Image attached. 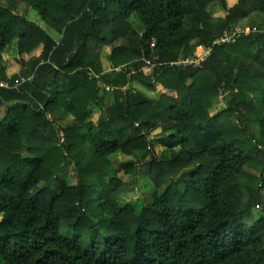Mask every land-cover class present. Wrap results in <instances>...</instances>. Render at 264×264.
I'll return each mask as SVG.
<instances>
[{"label":"trees","instance_id":"16d2710c","mask_svg":"<svg viewBox=\"0 0 264 264\" xmlns=\"http://www.w3.org/2000/svg\"><path fill=\"white\" fill-rule=\"evenodd\" d=\"M263 156L264 0H0V264H264Z\"/></svg>","mask_w":264,"mask_h":264},{"label":"rangeland","instance_id":"374dc122","mask_svg":"<svg viewBox=\"0 0 264 264\" xmlns=\"http://www.w3.org/2000/svg\"><path fill=\"white\" fill-rule=\"evenodd\" d=\"M6 1V0H5ZM238 0H229V5H233L237 2ZM20 11L22 12V14H26V16L30 19L33 20L35 22H37L39 25H41L43 28H45L46 30H48L50 32V34L55 37L56 39H59V35L55 32H53L51 29L48 28V26L41 20L39 14L37 11L32 10V9H28L27 6L25 4H20ZM209 11L214 15V16H224L225 13L222 10L221 6L219 4H212L209 7ZM190 19H188L189 24L190 23ZM190 27V25L188 26V28ZM236 30H239L238 27L233 26V28L231 29V33L234 34ZM120 45V44H125V41H118L116 43V45ZM113 47V46H112ZM111 46L110 47H105L102 50V63H103V67L106 71H110L111 70V63L109 60V54L111 52ZM202 49H198L197 53H196V60L202 56H204V53L202 52ZM182 60V58H181ZM9 61L11 62V65L8 68V74L12 75L14 73H19L20 72V65L13 59L9 57ZM146 72H150L151 68L145 67L144 68ZM141 90H143V92L146 93L147 96H150L151 98L156 97V94L151 93L146 91L144 88L139 87ZM226 99L225 97L222 95L217 101L216 104L214 106V108L211 110V114L216 115L220 112H222L224 109L227 108V103H226ZM101 112L100 110H96L95 114H94V120L97 122L100 118ZM73 122V118L71 116H67L64 117L60 124L62 125H68L70 123ZM254 131L257 133L256 128H253ZM171 132H167L164 133L162 132V128H156L154 129L151 134H150V140L152 141H158L163 137H168V135H170ZM54 138L55 139H59L60 137V129L58 128V126L55 127V132L53 133ZM171 152V151H170ZM170 152H167V155L170 154ZM264 157V156H263ZM116 166L115 169L118 168V165L126 162V161H134L135 163L138 164V171H136L135 173L132 174H126L124 171H122L119 175L122 178L123 182L126 184L127 187H129V192H127L126 194L121 195L118 198V202L121 206H125L128 203L131 202H135L140 198L145 197L147 194L149 193H153L154 192V188L152 183L150 182L149 178H148V168H149V162H150V157H146L144 152H134L131 156H127L124 155L122 153H117L114 156H112L111 158ZM252 173L254 174H259L260 173V168L258 169H249ZM188 171V170H185ZM185 171L180 172L178 175H176L175 180H178L180 177H182L183 175H185ZM73 165L69 164L67 166H65V168L62 171V176L63 178L67 179V181H69L70 179H72L73 177ZM60 182L55 183V188H58L60 186ZM163 191V189H162ZM261 208H256L254 210L255 212V216L259 217L260 213H261Z\"/></svg>","mask_w":264,"mask_h":264},{"label":"built area","instance_id":"2783aa9c","mask_svg":"<svg viewBox=\"0 0 264 264\" xmlns=\"http://www.w3.org/2000/svg\"><path fill=\"white\" fill-rule=\"evenodd\" d=\"M222 40H224V41L228 40V36L226 35V37ZM209 51H210L209 48H203L202 52L204 53V56L198 58L197 60L195 57H189L185 60V62L186 63H193V62H197L198 60H203L209 54Z\"/></svg>","mask_w":264,"mask_h":264}]
</instances>
